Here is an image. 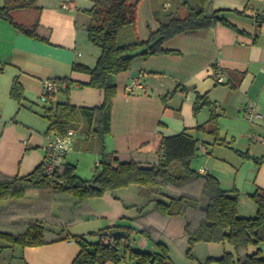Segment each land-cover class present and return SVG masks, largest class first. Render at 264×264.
Listing matches in <instances>:
<instances>
[{
	"label": "crops",
	"instance_id": "1",
	"mask_svg": "<svg viewBox=\"0 0 264 264\" xmlns=\"http://www.w3.org/2000/svg\"><path fill=\"white\" fill-rule=\"evenodd\" d=\"M185 1L189 2L169 0L166 5L169 8L176 5L181 13H185L186 7L182 5ZM132 2L138 4V35L146 40L150 31L157 30L160 25L154 11L165 3L163 0ZM88 3L89 0H37L38 8H21L11 12L19 24L26 27L38 24L37 34L41 39L22 33L8 20L0 18V73H5L0 81V179L26 176L45 161L46 142L51 136L47 133V117L34 111L48 121L46 130L32 120L19 118L22 109L33 111L36 103L32 98L34 93L37 96L44 93V82L70 77L76 82L89 83L88 73L73 70L77 62L95 66L101 54V49L97 48H91L93 52L88 56L80 50L88 46L87 26L91 20L85 12ZM64 4L69 8L65 9ZM221 8L244 10L250 16L226 14L227 19L245 33L221 23L208 29L183 32L165 43V48L176 52L137 57L128 71L117 75L118 93L114 100L111 132L105 138L109 152L122 159L151 164L157 161L164 136L188 130L200 138L196 154L205 155L204 162L208 163V155L212 154L208 145L213 142L212 139L215 141V137L205 131L197 132L196 128L215 111L220 115L219 120L223 121L226 136L232 134L234 138L242 135L249 138L248 144L238 145L241 151L249 152L252 157H264V20L257 22L255 18L258 13H264V0H214L210 7L211 10ZM15 77L24 88L25 98L21 102L10 95ZM220 77L224 79L222 82L218 81ZM179 85H185L186 89H176ZM65 87L66 83L59 84V97L56 95L54 100L65 99L61 90ZM197 94H207L213 105L204 107L195 115ZM69 97L74 105L95 107L103 103L104 93L98 88L73 85ZM250 102L255 103L257 112L261 114V118L254 122L246 120L241 110ZM229 119L237 123H228ZM93 141L83 134L78 135L73 150L66 155L64 162L75 164L78 168L74 154L88 150L93 151V161L101 159L97 155L100 154L99 142ZM252 159H244L246 163H254L251 166L252 177L244 175L245 187L251 190L249 195L257 189H264V163L258 165ZM99 162L95 161L96 167ZM202 168L212 174L206 165L199 169ZM213 175L221 181L224 189H238L240 202L248 203L247 198L241 197L244 191L238 187L240 182L237 178L226 181L218 174ZM36 196V201H42L36 206L38 216L29 218L48 221L45 227L55 233L65 229V233L80 236L114 227L115 235L121 232L129 236L126 243L154 251L155 245L138 231V225L134 223V220L141 219L145 226L162 230L161 239L170 246L173 257V248L176 249L178 243L185 250L188 247L183 219L159 215L153 198L143 197L138 185L107 191L81 203L62 195H58L53 203L45 200L43 194ZM48 206L50 210L46 213ZM26 222L31 220L25 221L19 230L26 229ZM97 238L89 236L93 241ZM0 245L14 251L12 260H2L3 251H0V264H72L81 250L73 238L25 248L10 247L5 243ZM226 250L222 242L197 243L193 248L194 261L204 264L208 258L221 257ZM128 263L129 260L124 259L120 263L106 264Z\"/></svg>",
	"mask_w": 264,
	"mask_h": 264
},
{
	"label": "trees",
	"instance_id": "2",
	"mask_svg": "<svg viewBox=\"0 0 264 264\" xmlns=\"http://www.w3.org/2000/svg\"><path fill=\"white\" fill-rule=\"evenodd\" d=\"M2 1L0 18L8 20L22 33L41 39L37 34L38 24L26 27L17 23L11 14L15 9L38 8L37 0ZM91 1L94 5L85 10L91 18L87 34L89 40L101 49V54L93 67L79 62L73 65L74 71L88 73L90 81L76 82L70 77L54 80L58 85L66 83V87L61 88L65 99L54 100L56 93L47 94L44 115L49 121L47 133L50 135L64 134L73 128L87 139H98L101 159L97 167L100 169L90 180L81 178L76 173V165L69 162L62 164L53 179L44 173L43 164L26 176L3 177L0 179V203L25 198L33 191L43 194L49 203L55 202L58 195L81 203L91 197L102 196L107 191L135 184L139 186L143 197L153 198L155 211L159 215L183 219L185 234L188 236L187 256L190 259H195L193 248L197 243L229 242L233 245L234 252L226 251L221 257L208 258L204 264H264V189H257L250 194L257 205L256 216H240L239 191L224 189L215 175L202 174L191 166L200 146L199 137L188 130L164 136L157 161L151 164L122 159L114 152H109L105 145V138L111 132L114 100L118 93L116 77L128 71L135 58L174 53L175 50L165 48L168 40L180 33L208 29L219 23L245 33L230 22L226 14L250 16L239 9L211 10L214 0H198L197 7L185 1L182 5L186 7V12L181 13L179 9L172 10V7L166 5L169 0H163L165 4L154 11L160 23L159 28L151 30L149 37L143 40L137 32V3L132 0ZM262 14L255 16L257 22L264 20ZM73 85L102 90L103 103L95 107L72 104L69 91ZM178 88L186 89V86L179 85L176 89ZM10 95L18 102L25 98L24 88L17 77L13 80ZM212 105L207 94H197L194 102L195 115L204 107ZM219 118L218 113L211 112L209 119L199 124L196 131H205L215 137V142L225 143L220 138ZM237 152L244 157L253 158L257 164L264 163V157H252L248 152L240 150ZM190 185H197L199 193L186 192ZM47 209L46 213L50 210L49 206ZM11 216L2 214L0 208V242L10 247L25 248L73 238L81 250L72 264L120 263L124 259L129 260L128 264H174L170 246L161 239L162 230L145 226L141 219L134 220V223L138 225V231L155 245L154 251L131 246L126 243L129 236L121 232H116L115 235L114 227H106L97 233L73 236L65 233V229L55 233L45 227L48 221L36 219L26 222L25 230H4L2 225L8 223ZM89 236L98 238L93 241ZM251 247H254V251H250Z\"/></svg>",
	"mask_w": 264,
	"mask_h": 264
},
{
	"label": "rangeland",
	"instance_id": "3",
	"mask_svg": "<svg viewBox=\"0 0 264 264\" xmlns=\"http://www.w3.org/2000/svg\"><path fill=\"white\" fill-rule=\"evenodd\" d=\"M189 2L194 7L198 6V0H189ZM0 5H2V0H0ZM88 5L89 6L87 7V9H90L94 5V2L89 0ZM171 9L176 10L178 8L176 7V5H174ZM183 12H184V10H183ZM86 43L88 46L80 48V50L82 51V53L85 56L92 54L93 51L91 48H97L98 50H100V48L97 45H95L92 41H90L89 38L88 39L86 38ZM4 76H5L4 72L0 73V81L1 82L4 78ZM42 95H43L42 92H41L40 96H37L34 93V96L32 99H33V101H35L36 104L32 108L33 111L30 109L27 110L26 108L22 109L21 110L22 113L21 114L19 113V118L25 117L28 120H32L35 125L41 126L42 128H44L46 130V127H48V125H47L48 121L45 118L40 117L38 114H36L34 112V111H37L40 113H44V106H45L46 102L41 100ZM56 95H58V93H56ZM57 97H59V95ZM243 114H244V112H243ZM246 120L251 122L248 118ZM256 120H258V119H256ZM219 122L221 123L220 124V138L222 141H225V143L216 144V142L212 139L213 142H211L208 145V147H210L209 152L212 153V154L208 155V158H209L208 160H210V162L205 163L204 161L207 157L205 155H201V153L198 152V154H196L193 157V159L191 161V166L197 170H200L199 168L201 166L206 165V167L208 169H211L212 174H218L221 179H224L226 181H234L237 178L238 182H240V185L238 187L240 188L241 191H242V189L244 191V192H242L241 197H245L248 200L247 204H242L240 202L239 215L243 216V217H254L257 214V205L250 198V195L248 192H251V190H249L248 187H245L246 183H244L246 181L244 179V175L252 177L251 166L254 163H252V162L246 163L244 159L249 160V158H250V160H251L252 158L251 157H244L243 155H241L240 153L237 152V150H240L238 145L240 143H247L248 144L249 138L247 136H243V135L239 136L238 138H234L232 136V134H229L228 136H226V132L223 130L224 129L223 121L219 120ZM228 123L234 124L233 121H231L230 119H229ZM236 127H239V126H236ZM221 128H222V130H221ZM88 140H94L96 142H99L98 139H92L91 138ZM243 152H246V151H243ZM71 155H73V154H71ZM74 155H75V159H76L75 162L78 161V165H79L77 170H76V173L81 178H83L85 180L92 179L94 177V175L97 173V171L100 169V168L96 167V164H95V161L98 162L100 160V158L93 161L94 154H93L92 150L83 151L82 153H76ZM97 155L101 157L100 154H97ZM72 158H74V157H72ZM254 161L255 160H253V162ZM247 167H248V170H247ZM238 170H240L239 173H238ZM201 172H202V170H200V173ZM206 173H207V171H205V173H202V174H206ZM220 183H221V181H220ZM225 185H226V183H225ZM222 187H224V186L222 185ZM231 190L238 191V189H236V188H233ZM186 192L191 193V194H198L199 193L197 185H190L188 187V189L186 190ZM38 194H39L38 191L37 192L33 191V192L28 193V195H26L25 198L7 200V201L0 203L1 213L4 214L5 216H6V214L12 215L11 219L8 221V223H4L2 225V228L4 230L17 232L20 229V226H22L25 221L34 220V219H30L29 217L38 216V214H36L37 213L36 212V206L42 203V201H40V200H38V201L35 200L36 199L35 197H37L36 195H38ZM15 220L16 221L19 220V221L16 222ZM130 238H131V240H133L134 236H132ZM1 243H3V242H0V244ZM224 244L227 248L226 251L234 252V247L231 243L224 242ZM136 248H138V247H136ZM187 249H188V247H187ZM187 249L185 250V248L184 249L181 248L179 246V243L176 245V249L173 248L172 253H173L174 257L172 256L171 253H170V255H171V259L174 262V264H176V263L177 264L178 263H180V264H197V263H195L194 259H190L187 256ZM253 249H254V247H251L250 251H254ZM143 250H145V249H143ZM262 250H263L262 255L264 256V244L262 245ZM0 251H3L2 260H12V254L14 253V251L7 250L5 248H0Z\"/></svg>",
	"mask_w": 264,
	"mask_h": 264
},
{
	"label": "built area",
	"instance_id": "4",
	"mask_svg": "<svg viewBox=\"0 0 264 264\" xmlns=\"http://www.w3.org/2000/svg\"><path fill=\"white\" fill-rule=\"evenodd\" d=\"M64 8L68 9L69 6L64 4ZM223 77L218 78L219 82H222ZM44 93L41 97L42 101H46L47 94L57 93L59 90V85L53 80H47L43 84ZM245 116L251 121L254 122L256 119L261 118V114L257 112L256 105L254 102L247 103L241 108ZM81 133L76 129H69L64 134H53L48 137L46 142V158L43 163L44 173L50 178L53 179L64 163L66 155L73 150L76 142V138ZM201 173H205V169ZM199 170V171H200Z\"/></svg>",
	"mask_w": 264,
	"mask_h": 264
},
{
	"label": "water",
	"instance_id": "5",
	"mask_svg": "<svg viewBox=\"0 0 264 264\" xmlns=\"http://www.w3.org/2000/svg\"><path fill=\"white\" fill-rule=\"evenodd\" d=\"M262 17L264 18V13L262 14Z\"/></svg>",
	"mask_w": 264,
	"mask_h": 264
}]
</instances>
